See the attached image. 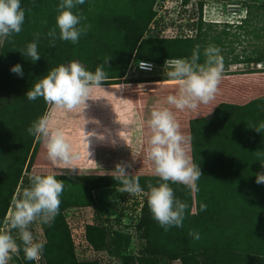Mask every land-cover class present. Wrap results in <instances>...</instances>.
<instances>
[{
    "label": "trees",
    "instance_id": "1",
    "mask_svg": "<svg viewBox=\"0 0 264 264\" xmlns=\"http://www.w3.org/2000/svg\"><path fill=\"white\" fill-rule=\"evenodd\" d=\"M189 1L183 0L177 13L176 10L169 9L166 16L156 18L157 0H85V3L78 5L73 12L85 18L81 26L86 27L87 31L81 35L78 43L73 44L59 39L55 18L61 0H20L21 8L25 10L21 32L4 38L0 48V228L4 227L3 221L13 196L18 190L30 184L31 167L42 141L29 134L28 128L33 121L44 115L49 104L42 97L34 101L28 100L27 91L51 69L61 64L68 65L71 61H78L86 70L93 73L97 67H101L107 77L101 86L122 84L120 81L124 79L130 62L162 66L167 59L191 60L194 50L199 48L200 58L197 62L203 64L205 60L203 52L206 47L212 45L220 49L226 44L219 36L212 37L210 42L207 40V29L214 24L205 25L202 22L204 7L202 1L197 3V8L188 10L183 8ZM246 8V18L240 23L227 22L222 26L242 30L245 35L251 33L253 36L254 46L250 54L243 55L240 60L235 56L232 63L258 65L264 60V0L261 2L252 0V4ZM195 15L197 16L195 23L178 26L183 31L194 30L195 36L192 38L143 36L150 24L153 29H156V26L157 29L166 26L169 28L170 23L176 24L178 19ZM257 17L260 20L258 26L249 23L251 19ZM128 23L136 26L133 27V32L128 28ZM177 23L180 25L182 22ZM203 26H206V29H203ZM53 28H56L57 32L54 46L47 35ZM135 30H138V34H135ZM37 33L40 34L39 40L36 41L40 59L32 62L30 57H24L21 52L26 49L27 44L35 40ZM221 33L228 36L225 30ZM261 43L263 45L259 47ZM16 64L22 67V77L10 71ZM224 64L226 59L223 58ZM155 81L172 80L166 74L161 80H145ZM124 94L126 93L121 95ZM53 176L64 183L59 213L53 222L42 229L44 238L42 242L45 247L41 259L26 260L21 248L19 254L12 255L17 256V261L21 264H99L96 259H78L65 216L70 208L95 209L94 222L84 226V241L93 251L106 252L120 264H152V260L156 264H171L173 261H179L180 264H264V210L256 211L253 207L248 209L249 204L243 202L251 193L247 188L251 186L249 184L251 182L244 179L238 180L236 186L231 185L235 191V194L231 195L235 196L233 203L238 208L222 204L216 198L222 195H216L214 201L205 199L198 190L195 193L194 215L191 213L193 204L191 190L182 184L169 181L175 197L186 202L188 209L183 227L173 226L165 231L153 218L147 198L143 194H137L134 200L125 196L118 198L122 204L117 205L115 209L112 208L114 211L121 208L118 216L111 218L109 214L103 212L102 214L106 215V218H103L92 193L109 186L121 188L122 185L115 179L95 177L78 181L61 175ZM138 177L140 187L144 191H148L149 183L158 186L162 182L157 176ZM231 190L232 187L222 189L221 193L224 192L225 195ZM130 201L131 208H128ZM201 204L206 205V210H200ZM125 216L126 220L130 221L129 224L122 223ZM29 230L37 239L33 224L29 226ZM190 232L199 233L200 238L194 239L189 235ZM11 234L19 244L18 231L12 230ZM136 242L137 253H132L129 248Z\"/></svg>",
    "mask_w": 264,
    "mask_h": 264
},
{
    "label": "rangeland",
    "instance_id": "2",
    "mask_svg": "<svg viewBox=\"0 0 264 264\" xmlns=\"http://www.w3.org/2000/svg\"><path fill=\"white\" fill-rule=\"evenodd\" d=\"M199 1L204 4L202 22L205 25L214 24L207 29V40L210 42L212 37L219 36L226 44L220 48V55L226 59V64L223 65L215 99L207 105L200 104L195 112L178 110L166 103V97L177 92L173 81L145 82L164 78L167 70L164 64H152L150 69L141 71L138 62H130L124 79L120 81L123 83L94 87L91 99L86 101V108L82 104L69 112L53 105L47 106L44 115H48L50 127L58 128L64 134L73 149L79 153V159L72 162L74 169L71 170L62 165H54L48 159L46 148L41 141L31 174L61 175L78 181L95 177L114 180L113 171L119 163L131 165L130 168L126 167V170L133 176L156 177L152 173V163L146 156L149 136L147 121L153 108L169 107L180 124L181 133L188 138L189 155L202 173L197 186L204 198L214 201L216 195H222L216 196L222 204L238 208L233 203L235 196L231 195L235 194L233 186L237 185L238 180L244 179L251 182V186L245 185L254 196L249 193L243 202L249 204L248 209L253 207L256 211L264 210V184L256 183V174L264 172V167L261 166V162H264V129H255L264 124V60L258 65L232 63L233 57L238 56L240 60L243 55L250 54L254 46L253 36L251 33L245 35L242 30L222 26L227 21H231L229 24H236L239 15L245 14L246 7L252 4V0H195L193 6ZM227 17L232 19L227 20ZM196 18V15L183 17L177 20L182 22L180 25L172 22L169 28L166 26L157 29L156 26V29H153L150 24L143 36L192 38L195 31H183L181 27L191 24L189 20ZM249 23L258 26L259 17L251 19ZM127 26L131 28V32L133 27L136 28L131 23ZM178 26H181L180 29ZM203 29H206V26H203ZM223 30L228 32V36L221 33ZM135 31V34H138V30ZM157 32L158 34H155ZM3 39L0 38V48ZM261 45L263 44L258 46ZM122 93L126 94L121 95ZM89 133L94 135L88 136ZM123 136L127 141H123ZM136 142V147L133 148ZM93 144L95 149H90ZM116 187L99 188L92 193L98 203V211L104 219L106 215H103V212L111 218L118 216L121 208L113 210L122 204L118 198L125 196L134 200L137 197L128 193L126 195L119 191L120 187ZM231 187L229 193H221L222 189ZM195 193L192 192L193 215L196 213ZM131 203L132 201L128 203V208H131ZM94 210L70 208L65 213L76 255L79 260L96 259L99 264H120L106 252L93 251L84 241V226L94 222ZM138 213L139 208L136 210V214ZM124 222L126 223V220ZM47 225L39 220L33 223L38 241H44L42 229ZM85 248L86 250H82ZM129 249L132 253H137V242L131 244ZM17 259V256H12L8 264H21ZM152 264L156 262L152 260ZM171 264L180 262L173 261Z\"/></svg>",
    "mask_w": 264,
    "mask_h": 264
},
{
    "label": "clouds",
    "instance_id": "3",
    "mask_svg": "<svg viewBox=\"0 0 264 264\" xmlns=\"http://www.w3.org/2000/svg\"><path fill=\"white\" fill-rule=\"evenodd\" d=\"M84 3L85 0H61L55 18L59 39L76 44L81 35L86 34L87 28L81 26L85 18L73 12V9ZM245 18L246 10L245 14L239 15L237 24ZM24 21L25 10L21 8L20 0H0V38L19 34ZM47 35L54 46L57 39L56 28L51 29ZM39 38L40 34L37 33L35 40L21 52L24 57H30L32 62L40 59L36 42ZM203 56L204 63L199 64L197 61L200 51L197 48L191 60L177 58L165 61L166 75L177 87L176 94L166 97L167 105L181 111L187 109L195 112L200 104L207 105L215 99L223 73V58L220 49L212 45L204 49ZM10 71L23 76L19 64L14 65ZM106 78L101 67H97L93 73L78 61H71L68 65L61 64L51 69L27 91L26 97L30 101L42 97L47 104L70 112L82 104L86 108L92 89L101 86ZM147 126L149 136L146 156L152 163L153 175L162 182L158 186L149 183L148 191H144L140 187L139 177L126 170L131 165L119 163L115 166L113 178L122 185L120 192L143 194L147 198L153 218L165 231L173 226L183 227L188 204L175 197L168 182L182 184L191 192H198L197 181L202 173L199 166L193 163L188 151V138L181 133L180 124L169 107L153 108ZM255 129L261 131L264 124ZM28 132L43 141L48 159L54 165L74 169L72 162L79 159V153L58 128L50 127L48 115H42L33 121ZM90 135L94 133H89L88 136ZM261 166L264 167V162H261ZM29 181L28 187L18 190L13 196L3 221L4 227L0 228V264H8L12 254H19L21 248L26 260L39 261L45 245L34 238L29 226L38 220L50 224L59 213L60 197L64 191L63 181L50 174H32ZM256 183L264 184V172L256 174ZM200 210H206V205L201 204ZM12 230L18 231L19 244L11 234ZM189 235L197 240L200 238L199 233L190 232Z\"/></svg>",
    "mask_w": 264,
    "mask_h": 264
},
{
    "label": "built area",
    "instance_id": "4",
    "mask_svg": "<svg viewBox=\"0 0 264 264\" xmlns=\"http://www.w3.org/2000/svg\"><path fill=\"white\" fill-rule=\"evenodd\" d=\"M194 1L195 0H190L183 8H185L187 10L191 9V8H197V3H195V5L193 6ZM182 2H183V0H157V2H156V9H157L156 18H159L160 16H166V11L168 12L169 9L176 10V13H177V11H179V5ZM196 20H197V18L195 20L191 19L190 23H193V21H196ZM151 27L153 28V26H151ZM138 63H139V67H140L139 69L141 71H146L147 69H150L152 66L149 63H144V62H138ZM134 196H137V194ZM138 199L140 200V197H138ZM126 218H127V216L123 217V219H122L123 224H129L130 223V221H127ZM125 220H126V223L124 222ZM12 255H15V254H12Z\"/></svg>",
    "mask_w": 264,
    "mask_h": 264
},
{
    "label": "crops",
    "instance_id": "5",
    "mask_svg": "<svg viewBox=\"0 0 264 264\" xmlns=\"http://www.w3.org/2000/svg\"><path fill=\"white\" fill-rule=\"evenodd\" d=\"M132 138H133V136H132ZM134 139H137L136 137H134ZM123 141L125 142V141H127V138L125 139V137L123 136ZM96 145H97V143H96V141L94 142ZM136 144H137V142L134 144V146H133V148H135L136 147ZM91 148H93V149H95V147H94V144L92 145V147L90 146V149Z\"/></svg>",
    "mask_w": 264,
    "mask_h": 264
},
{
    "label": "bare ground",
    "instance_id": "6",
    "mask_svg": "<svg viewBox=\"0 0 264 264\" xmlns=\"http://www.w3.org/2000/svg\"><path fill=\"white\" fill-rule=\"evenodd\" d=\"M233 18H234V16H233ZM229 19H232V17H227V20H229ZM206 20L212 22L210 19H206ZM227 22H231V21H227Z\"/></svg>",
    "mask_w": 264,
    "mask_h": 264
},
{
    "label": "flooded vegetation",
    "instance_id": "7",
    "mask_svg": "<svg viewBox=\"0 0 264 264\" xmlns=\"http://www.w3.org/2000/svg\"><path fill=\"white\" fill-rule=\"evenodd\" d=\"M190 22H191V20H190Z\"/></svg>",
    "mask_w": 264,
    "mask_h": 264
}]
</instances>
